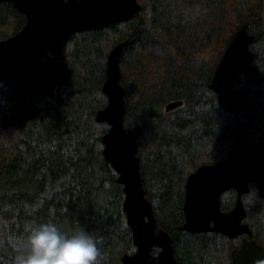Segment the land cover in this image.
I'll return each instance as SVG.
<instances>
[{
    "label": "trees",
    "instance_id": "trees-1",
    "mask_svg": "<svg viewBox=\"0 0 264 264\" xmlns=\"http://www.w3.org/2000/svg\"><path fill=\"white\" fill-rule=\"evenodd\" d=\"M138 1L139 16L70 36L57 61L55 93L0 78V264H14L31 221H50L68 234L88 232L97 240L99 264H122V255L135 251L123 186L103 156L108 126L95 120L107 104V56L122 41L124 124L138 142L157 225L171 235L178 264H232L240 237L179 227L191 173L239 148L264 145V0ZM25 21L0 3V39ZM244 25L254 35L255 59L251 72L229 87L231 102L222 107L210 83ZM177 100L183 105L166 112ZM236 197L226 191L222 210H231ZM242 201L243 222L264 247V198L255 183Z\"/></svg>",
    "mask_w": 264,
    "mask_h": 264
},
{
    "label": "water",
    "instance_id": "water-1",
    "mask_svg": "<svg viewBox=\"0 0 264 264\" xmlns=\"http://www.w3.org/2000/svg\"><path fill=\"white\" fill-rule=\"evenodd\" d=\"M25 16V24L16 33L0 39V78L13 77L29 86L52 93L60 83L57 61L60 52L73 34L127 21L139 16L138 0H0ZM254 35L247 26L241 27L218 63L210 83L220 106L231 102L229 87L243 74L252 70L255 53L250 49ZM122 41L109 52L106 60L102 91L107 104L98 110L95 120L108 126L102 135L103 156L118 175L123 186V211L132 234L135 251L121 257L122 264H178L171 235L158 227L152 203L146 197L138 156V142L124 124L125 90L121 80ZM51 55H48V54ZM183 101H171L165 111H173ZM264 145L243 147L233 151L227 160L204 164L191 173L185 183L184 223L181 230L192 233L219 232L233 239L251 236L243 220L246 210L242 196L255 183L264 198ZM237 192L234 207L221 208L222 195ZM154 246L163 251L151 256ZM232 264H260L264 247L255 240L243 239L231 253Z\"/></svg>",
    "mask_w": 264,
    "mask_h": 264
},
{
    "label": "clouds",
    "instance_id": "clouds-1",
    "mask_svg": "<svg viewBox=\"0 0 264 264\" xmlns=\"http://www.w3.org/2000/svg\"><path fill=\"white\" fill-rule=\"evenodd\" d=\"M25 232L14 264H99L97 240L86 231L68 234L50 221H31L25 225ZM161 251L160 246H154L151 256L158 258Z\"/></svg>",
    "mask_w": 264,
    "mask_h": 264
},
{
    "label": "flooded vegetation",
    "instance_id": "flooded-vegetation-1",
    "mask_svg": "<svg viewBox=\"0 0 264 264\" xmlns=\"http://www.w3.org/2000/svg\"><path fill=\"white\" fill-rule=\"evenodd\" d=\"M249 227H250V229H251V231H252V228H251L250 225H249ZM251 233H252L251 236L240 235V236L236 237V238H239V237H240V244H239V246L236 247V248H239V247L241 246L242 241H243L244 238H246V239H248V240H255V241H256V238L254 237L253 231H252ZM236 238H233V239H236ZM256 242H257V241H256ZM257 243H258V242H257ZM258 244H259V243H258ZM236 248H233V249H236ZM233 249H232V250H233ZM232 250H231V252H232Z\"/></svg>",
    "mask_w": 264,
    "mask_h": 264
},
{
    "label": "bare ground",
    "instance_id": "bare-ground-1",
    "mask_svg": "<svg viewBox=\"0 0 264 264\" xmlns=\"http://www.w3.org/2000/svg\"><path fill=\"white\" fill-rule=\"evenodd\" d=\"M244 26H247V25H244ZM242 27H243V26H242ZM247 27H248V26H247ZM249 32H250V31H249ZM236 33H237V32H236ZM250 33H251V32H250ZM234 36H235V35H234ZM232 39H233V38H232ZM230 42H231V41H230ZM252 44H253V43H252ZM252 44H251V45H252ZM251 45H250V49H251ZM251 50H252V49H251ZM252 51H253V50H252ZM224 52H225V51H224ZM253 52H254V51H253ZM254 53H255V52H254ZM223 54H224V53H223ZM219 62H220V61H219ZM184 195H185V193H184ZM236 199H237V197H236ZM183 204H184V202H183ZM243 221H244V220H243ZM244 223H245V222H244ZM236 249H237V248H236ZM233 250H234V249H233ZM233 250H232V251H233ZM231 253H232V252H231ZM231 259H232V257H231Z\"/></svg>",
    "mask_w": 264,
    "mask_h": 264
},
{
    "label": "rangeland",
    "instance_id": "rangeland-1",
    "mask_svg": "<svg viewBox=\"0 0 264 264\" xmlns=\"http://www.w3.org/2000/svg\"><path fill=\"white\" fill-rule=\"evenodd\" d=\"M223 196V195H222Z\"/></svg>",
    "mask_w": 264,
    "mask_h": 264
}]
</instances>
